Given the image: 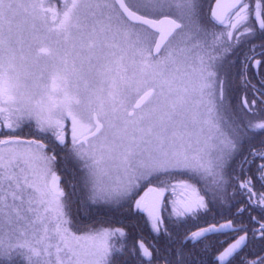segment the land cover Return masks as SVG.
<instances>
[{
    "label": "snow or ice",
    "instance_id": "6c2138e0",
    "mask_svg": "<svg viewBox=\"0 0 264 264\" xmlns=\"http://www.w3.org/2000/svg\"><path fill=\"white\" fill-rule=\"evenodd\" d=\"M0 264H264V0H0Z\"/></svg>",
    "mask_w": 264,
    "mask_h": 264
}]
</instances>
